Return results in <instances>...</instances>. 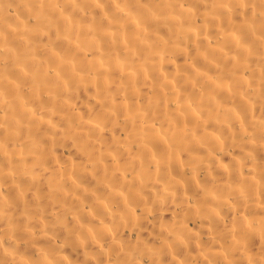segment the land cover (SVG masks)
<instances>
[{
	"label": "bare ground",
	"instance_id": "obj_1",
	"mask_svg": "<svg viewBox=\"0 0 264 264\" xmlns=\"http://www.w3.org/2000/svg\"><path fill=\"white\" fill-rule=\"evenodd\" d=\"M0 264H264V0H0Z\"/></svg>",
	"mask_w": 264,
	"mask_h": 264
}]
</instances>
